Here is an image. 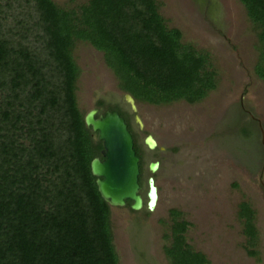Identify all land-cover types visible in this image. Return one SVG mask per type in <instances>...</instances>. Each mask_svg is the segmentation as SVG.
<instances>
[{
	"label": "trees",
	"instance_id": "obj_1",
	"mask_svg": "<svg viewBox=\"0 0 264 264\" xmlns=\"http://www.w3.org/2000/svg\"><path fill=\"white\" fill-rule=\"evenodd\" d=\"M239 1L256 29L254 71L264 80V0ZM181 38L156 0H87L76 8L0 0V264H119L110 206L90 170L102 145L77 104L74 43L102 52L136 102L194 103L216 87V72L207 53ZM241 135L245 148L254 144L251 129ZM170 214L169 264H209L187 241L190 222L179 210ZM237 215L245 250L258 259L255 212L243 201Z\"/></svg>",
	"mask_w": 264,
	"mask_h": 264
},
{
	"label": "rangeland",
	"instance_id": "obj_2",
	"mask_svg": "<svg viewBox=\"0 0 264 264\" xmlns=\"http://www.w3.org/2000/svg\"><path fill=\"white\" fill-rule=\"evenodd\" d=\"M53 1L76 8L87 0ZM156 1L167 26L180 29L182 43L208 54L216 87L201 100L135 101L140 128L102 52L84 40L75 41L72 51L79 67L78 107L84 114L92 108L104 113L110 106L120 107L142 158L143 200L148 176H154L158 187L157 204L148 213L144 206L137 211L127 205L110 207L119 264H169L163 246L170 241L165 235L171 209L190 222L187 241L209 264H264V80L254 71L256 29L239 0ZM243 128L251 129L254 138L246 148ZM149 133L157 141L152 150L143 142ZM151 161L159 162L155 172L148 168ZM243 201L255 212L258 259L244 247L246 236L237 215Z\"/></svg>",
	"mask_w": 264,
	"mask_h": 264
},
{
	"label": "water",
	"instance_id": "obj_3",
	"mask_svg": "<svg viewBox=\"0 0 264 264\" xmlns=\"http://www.w3.org/2000/svg\"><path fill=\"white\" fill-rule=\"evenodd\" d=\"M124 100L129 104L134 113V121L141 128L143 123L136 113L135 99L129 93H124ZM95 108L84 115V123L96 134V139L101 142L102 149L98 156L90 163L92 175L96 177V186L102 199L109 206H124L130 201V208L134 211L143 206L152 211L159 198L158 187L152 175L147 178V192L144 201L140 194L139 184V156L133 148V136L128 129L124 118L117 112L108 110L98 114ZM144 144L150 150L157 146V141L152 134L144 137ZM159 166L158 161L149 163L150 172H155Z\"/></svg>",
	"mask_w": 264,
	"mask_h": 264
},
{
	"label": "flooded vegetation",
	"instance_id": "obj_4",
	"mask_svg": "<svg viewBox=\"0 0 264 264\" xmlns=\"http://www.w3.org/2000/svg\"><path fill=\"white\" fill-rule=\"evenodd\" d=\"M123 96H124V93H123ZM123 100H124V97H123ZM124 102H125V100H124ZM126 104H128L127 102H125ZM129 105V104H128ZM93 109V108H92ZM96 110H97V115L98 114H104L106 111H108L109 109H107V110H105V112L104 113H99L98 112V109L97 108H95ZM121 109V108H120ZM122 111V110H121ZM118 112V111H117ZM119 114H120V112H118ZM129 114L132 116V118L134 119V113L131 111V109H130V111H129ZM96 115V116H97ZM123 118H124V120L126 121V119H125V116L124 115H122V114H120ZM126 123H127V121H126ZM127 126H128V123H127ZM144 140V139H143ZM144 142V141H143ZM140 158V157H139ZM142 160V159H141ZM140 161V160H139ZM151 162H154V161H151ZM150 163V162H149ZM149 166V165H148ZM140 174H141V172H140ZM139 177H140V175H139Z\"/></svg>",
	"mask_w": 264,
	"mask_h": 264
},
{
	"label": "clouds",
	"instance_id": "obj_5",
	"mask_svg": "<svg viewBox=\"0 0 264 264\" xmlns=\"http://www.w3.org/2000/svg\"><path fill=\"white\" fill-rule=\"evenodd\" d=\"M153 176V175H152ZM149 177V176H148ZM154 177V176H153ZM155 179V178H154ZM138 181H139V179H138ZM146 183H147V181H146ZM140 184V183H139ZM148 186V185H147ZM140 187H141V184H140ZM147 192V191H146ZM146 196V195H145ZM147 200V198L145 199V201ZM130 207V206H129ZM145 207V206H144ZM146 208V207H145ZM147 209V208H146Z\"/></svg>",
	"mask_w": 264,
	"mask_h": 264
},
{
	"label": "bare ground",
	"instance_id": "obj_6",
	"mask_svg": "<svg viewBox=\"0 0 264 264\" xmlns=\"http://www.w3.org/2000/svg\"><path fill=\"white\" fill-rule=\"evenodd\" d=\"M158 169V168H157ZM158 201V200H157Z\"/></svg>",
	"mask_w": 264,
	"mask_h": 264
}]
</instances>
